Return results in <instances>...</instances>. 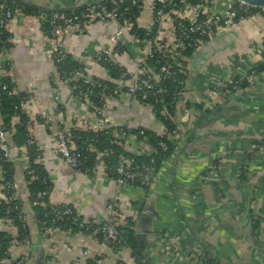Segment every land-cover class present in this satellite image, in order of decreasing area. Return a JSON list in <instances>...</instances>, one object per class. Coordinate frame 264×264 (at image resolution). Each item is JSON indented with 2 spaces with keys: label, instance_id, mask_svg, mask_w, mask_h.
<instances>
[{
  "label": "crops",
  "instance_id": "0c3cea01",
  "mask_svg": "<svg viewBox=\"0 0 264 264\" xmlns=\"http://www.w3.org/2000/svg\"><path fill=\"white\" fill-rule=\"evenodd\" d=\"M23 1L42 9L74 10L87 8L88 3L95 0ZM145 1L150 3L151 0ZM22 11L26 17L17 15L7 31V58L11 63L6 68L7 76L28 96L25 111L30 117L45 111L47 116L53 117V122L59 121L55 107L58 95L64 121L72 126L77 123V115L81 119L85 116L83 104L73 96L67 84L58 80L56 64L45 38L47 32L39 20L30 18L37 13ZM149 16L147 10L144 20L148 21ZM232 30L238 33L234 46L215 53L201 67L192 61L189 84L195 92L213 77L222 78L227 64L231 65L235 76H240L246 68L264 61V20L244 21ZM104 33L103 27L90 26L84 33L67 35L64 44L74 59L82 62L85 55L95 53L106 44ZM89 72L100 78H107L108 74L93 64ZM195 97L194 103L186 96L178 104L175 121L180 128L181 141L148 188L118 184L107 173L104 162H97L92 171L75 174L56 152L52 129L48 128L45 134L44 124L39 123L37 140L43 152V166L53 186L51 199L76 209L82 220L97 222L103 217L107 204L113 203L118 224H132L145 260L150 264H202L203 257L209 259V254L216 259L212 264H264V153L253 159L247 155L250 141L264 136V73L250 82V88L228 99V106L236 104L245 106L244 109L200 128L189 146L183 149L188 135L199 122L227 101L215 105L208 98L199 103L198 96ZM118 98L110 113L114 125L144 128L156 134L165 129L148 106L131 101L127 96ZM198 105H215L216 108L204 115ZM147 144L137 141L143 157L148 153ZM215 160L223 162L222 171L218 176L205 177L207 168ZM245 164H249L248 174L243 172ZM17 169V175L22 176L20 167ZM26 209L31 239L10 246L9 260L13 263L24 257L23 264H74L75 261L88 264L100 251L103 253L101 264H140L144 260L135 253L133 245L101 249L90 235L56 231L51 226L47 230L45 226L39 228L32 206ZM254 219L260 220L258 227ZM49 228L53 231H48ZM0 232L18 234L17 228L2 217ZM190 248L198 249L202 257L194 261L187 258L185 254Z\"/></svg>",
  "mask_w": 264,
  "mask_h": 264
},
{
  "label": "built area",
  "instance_id": "2783aa9c",
  "mask_svg": "<svg viewBox=\"0 0 264 264\" xmlns=\"http://www.w3.org/2000/svg\"><path fill=\"white\" fill-rule=\"evenodd\" d=\"M0 1V25L5 31H8L17 15L26 16L21 6L15 3L13 6L9 0ZM103 1L89 2L86 11L79 13L56 10L53 13L40 11L36 15L30 16L32 20H39L42 27L44 25L50 27L49 33H45V38L50 45L49 54L56 64L58 80L67 84L73 96L83 104L86 113L82 119L79 115L76 116V124L72 126L66 124L63 111L58 105L60 99L57 95L55 107L60 118H58L59 121L53 122V117L47 116L45 111H41L37 117H33V115L30 117L25 111L28 96L21 95V103L16 108L24 110L29 117L26 145L18 147L12 140L15 126L22 124L19 113H15L11 117L13 130L8 131L0 126V156L14 163L16 169L20 167L22 174V176H18L17 173H13V179L5 181L9 174L0 165V199L4 200L7 205V213L12 210L18 211L19 220L24 225L28 222L25 207L16 203L14 207L12 205L15 200L21 199L26 202L29 199L28 182L24 170L29 169V162L34 155L32 153L34 152L33 147L38 146L37 129L39 123L44 124L45 134L48 133V128L52 129L56 152L75 174L82 172L84 163L82 153L78 149V140L82 139V135L76 133L77 130H82L94 134L88 135L85 139L88 142L87 147L90 151L97 153L99 163H106L107 173L118 184L148 188L158 178L159 167L156 157L158 149L167 152L170 150V146L165 141L150 143L148 137L145 136V129L141 130L140 133H133L128 129L129 126L114 125L110 113L114 108V102L120 99L114 96L115 94L118 93L119 97L127 96L131 101H139L148 106L164 123V119L171 117L173 119V114H177L178 104L182 97L189 96L190 101L194 103L196 95L199 103L208 98L216 105L220 101H228L231 96L242 92L244 81L253 82L264 73V70L258 71L259 66L264 65V61L254 67L246 68V71H243L240 76H235L230 68L231 65L226 63V73L222 78L213 77L208 84L196 92L189 84L191 63L204 45L219 35L231 31L241 22L254 19L264 20V12L248 10L226 0H151L150 3L145 0H130V5H127V0H110L111 6ZM223 4H226V7H222ZM134 9H137L136 19L135 14H133ZM147 10L150 11V16L149 20L145 21L143 14ZM136 23L145 30L143 37L132 33ZM90 26L103 27L106 32L104 33L106 44L95 53L85 55L79 69L63 71L62 64L69 57L74 58L73 53L65 47V37L71 33H84ZM127 46L128 48H126ZM7 56L8 49L0 52V79L7 76L6 68L11 65ZM227 61L232 64L229 57H227ZM105 62L117 63L120 68V76L114 80L118 86L114 89L107 81H113L112 78H101L107 79L106 82H101L100 77L89 73V66L92 64L107 72L104 66ZM182 73H186L187 80L180 81L179 76ZM167 79H172L178 83L173 91H170L165 84ZM3 88L7 89L8 86L3 85ZM99 88H102V91L99 92ZM9 94L12 96L20 95L21 92L14 86L9 89ZM168 97L171 100H168ZM96 98L99 100L97 101ZM215 105L209 107L210 110ZM155 107H160V109L157 110ZM205 108L199 109V112L207 115L204 112ZM109 129H112L110 148H101L97 145L99 143L98 137L102 133H110ZM158 135L175 138L173 134L169 133L166 125L165 129ZM176 136L178 137V134ZM140 138L148 143L146 148L147 159L145 160L138 159L142 156V150L137 145ZM113 147H120L122 150L116 153ZM177 147L178 144L175 145V149ZM260 153H264V136L253 138L247 148V155L250 159L255 158ZM35 154L37 160L43 164V152L40 151ZM110 155H115L114 163L107 161V157ZM222 167L223 162L215 160L207 168L205 177L218 176ZM243 170L245 174H248L249 164H245ZM43 181L47 184L51 179L44 177ZM37 204L46 206L47 202L44 200L37 201ZM46 215L53 216H51L52 225H55L56 231H62L56 227L58 222L70 220L73 225L79 228L78 232L93 237L101 249L130 247L125 237L128 231L122 230L115 219L117 209L113 203L107 204L103 217L98 222L88 221L75 215L73 207L63 206L53 201L50 194V210ZM5 220L18 230L12 219L7 218ZM51 230V228L48 229L50 232ZM98 234L103 236L102 240L99 239ZM17 242V240L14 241V243ZM88 251L85 252L88 253ZM200 254L198 249L190 248L185 256L194 261L202 257ZM102 257L103 253L100 251L94 260L95 264H101ZM203 259L202 264H207V258L203 257ZM23 262L24 257L15 263L23 264ZM0 264H13V262L8 259H0ZM74 264L83 263L75 261ZM140 264H146V260H141Z\"/></svg>",
  "mask_w": 264,
  "mask_h": 264
},
{
  "label": "trees",
  "instance_id": "16d2710c",
  "mask_svg": "<svg viewBox=\"0 0 264 264\" xmlns=\"http://www.w3.org/2000/svg\"><path fill=\"white\" fill-rule=\"evenodd\" d=\"M11 3H14L21 6L22 9L26 12V13H38L40 11H46L49 13H53L56 10H52V9H42L39 7H34L32 5H29L28 3L24 2L23 0H9ZM127 5L131 4L130 0H127ZM1 2V1H0ZM103 2L108 3L109 6H111L110 4V0H104ZM15 8V7H14ZM67 13H72V12H82V11H86V8H79V9H74V10H65ZM133 14H135V19L137 18V9H134ZM0 17H1V11H0ZM123 20V19H122ZM47 33H49L50 27L48 25H44L43 28ZM132 33H134L136 36L138 34L139 37H143L145 35V30L141 27H139L137 25V23L135 24L134 29L132 30ZM8 34L7 31H5L3 29V27H1L0 25V52L2 50H6L9 48V44L7 42L8 39ZM128 48V46L126 47ZM82 66V63L80 61H77L76 59L69 57L65 63L62 64V69L63 71L65 70H71V69H79ZM104 66L107 70V72L109 73L107 75V77L112 78L113 81H108L109 85L114 89L116 88L118 85L115 83V79H118L120 76V68L118 66L117 63L114 62H105ZM264 70V65H260L258 68V71H262ZM180 81L182 80H187V75L186 73H182L180 74ZM105 79H101V82H106ZM165 84L168 86V89L170 91H173L177 86L178 83L174 82L172 79H167L165 81ZM3 85H7L8 88L4 89ZM242 90L244 91L246 88H250V83L247 81H244L242 84ZM15 86V84L11 81V79L6 76L2 79H0V126H2L3 128L7 129L8 131H11V129L13 130L12 126H11V117L15 114V113H19L21 116V120H22V124H18L15 126V131L13 133L12 136V140L13 142L18 146V147H23L24 145H26V141L28 138V130H27V122L29 121V117L28 115L25 113L24 110L22 109H17L16 107L21 103V95L26 96V93H21L20 95H10L9 94V89L13 88ZM180 88V87H179ZM98 91H102V88H99ZM96 94L98 95V92H96ZM114 96L119 97V94H115ZM168 100H171L170 97H168ZM96 100L98 101L99 98H96ZM99 105H101L99 103ZM197 107V106H196ZM157 110L160 109V107H155ZM199 109H202L204 107H202L201 105H198ZM205 113L209 114L211 112L209 107H206L204 110ZM176 117V113L173 114V119L172 117L169 119H164V124L167 126V129L169 131L170 134H173L176 138H171L168 136H164V137H160L158 134H156L155 132L145 129V136L148 137L149 142L150 143H155V142H159V141H165L167 142V144L170 146V150L167 152H164L162 150L158 149L157 152V166L159 168H161V166L167 161V159L173 154V152H175V145H177L180 141H181V137H177L176 135L179 134L180 132V128L177 125L176 121H175V117ZM121 127V126H120ZM113 129V128H112ZM109 129L110 133H102L100 134V136L98 137L99 139V143L97 145H99V147H103L105 149L110 148V139H111V130ZM129 130H131L133 133H140L141 130H144V128L141 129H135V128H128ZM78 132H76L78 135H82V139L78 140V145H79V150L82 153L83 156V165H82V172H87V171H92L96 168L97 166V153H95L94 151H90L87 147L88 142L85 140L88 135L92 136L94 135L93 133H87L84 132L82 130H77ZM142 138V137H141ZM140 138V140H142ZM144 139V138H143ZM143 141V140H142ZM157 147V146H155ZM114 151L117 153L119 151H121L122 149L120 147H113ZM158 148V147H157ZM34 152H32L34 155L32 156L29 164L30 167L29 169L24 170L25 172V178L26 181L28 182L27 184V188L29 191V199L28 201L30 202L32 208L35 211V216H36V220H37V224L38 227L42 228V227H46V230L48 227L52 226V228L55 227V225H52V217L50 215H46L49 210H50V194L53 190V186L51 181L47 182V184L43 181L44 177H49L47 170L45 169V167L43 166V164L37 160L36 158V154L37 152H40L41 149H39V146H35L33 147ZM138 159H147L146 157L140 156L138 157ZM115 155H110L109 157H107V161L110 163H114L115 162ZM0 165H2L8 172V178L5 180H9V179H13L12 175L13 173H16L17 169L15 167L14 163H11L10 161L5 160L2 156H0ZM33 170V173H31V171ZM50 179V178H49ZM44 192H47V194H44ZM45 201L47 202V205H41V204H37V201ZM16 204L21 205L22 207H25L26 209V204L25 201L23 200H15L13 202V207ZM6 203L4 202V200L0 199V217L7 219L10 218L12 219V221L15 223V225H17L18 230H17V236H12L10 234H7L5 232H0V259H10L9 257V251H10V246L14 243L15 240L21 242V243H26L31 239V227L30 224H28V222H26V225H24V223H22L19 220L18 217V211L16 210H12L10 213H7L6 211ZM74 213L75 215L79 216L77 213V210L74 209ZM27 212V209H26ZM80 218V216H79ZM259 220V219H258ZM255 221V227H258L259 225V221ZM58 228L62 229V230H71L72 232H77L79 231V228L76 227L75 225H73L71 223L70 220H64L61 222H58L56 224ZM44 227V228H45ZM120 228L122 230H127L128 233H126V239L127 242L130 245H133L134 251L137 255H139L140 257H143L142 259H145L146 257L140 244H139V239L136 236L133 226L132 224L129 225H124V226H120ZM98 237L100 240L103 239V236L101 234H98ZM117 248V247H116ZM209 264L211 263H215L216 259L214 258L213 255L209 254ZM146 262L148 264L149 260H146ZM16 264V263H13ZM88 264H95L94 259H92L90 261V263ZM219 264V263H217Z\"/></svg>",
  "mask_w": 264,
  "mask_h": 264
},
{
  "label": "water",
  "instance_id": "95a60500",
  "mask_svg": "<svg viewBox=\"0 0 264 264\" xmlns=\"http://www.w3.org/2000/svg\"><path fill=\"white\" fill-rule=\"evenodd\" d=\"M226 1L233 5L244 7L248 10H252L256 12H264V0H226ZM237 38H238V33L235 30H231L209 41L197 53L195 62L197 63L198 67L204 65V63L215 53L221 52L226 48H230L231 46H234L235 42L237 41ZM228 103L229 101H226L223 104L219 105L214 111H212L209 115H207L204 119H202L201 122H199V124L188 135L186 139V146L183 147V149L189 146L191 140L196 136L200 128L204 126H208L227 115L230 116L233 112L245 108V106H240L236 104L228 106ZM25 204L26 207L31 206L28 200H26Z\"/></svg>",
  "mask_w": 264,
  "mask_h": 264
},
{
  "label": "rangeland",
  "instance_id": "374dc122",
  "mask_svg": "<svg viewBox=\"0 0 264 264\" xmlns=\"http://www.w3.org/2000/svg\"><path fill=\"white\" fill-rule=\"evenodd\" d=\"M89 73H90L91 75H94V74H92L91 72H89ZM205 257H206V256H205ZM208 260H209V259L207 258V264H209ZM211 264H212V263H211Z\"/></svg>",
  "mask_w": 264,
  "mask_h": 264
}]
</instances>
